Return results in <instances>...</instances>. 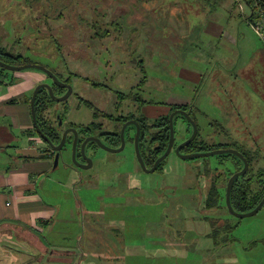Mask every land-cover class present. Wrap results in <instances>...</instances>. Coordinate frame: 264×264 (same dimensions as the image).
Wrapping results in <instances>:
<instances>
[{
	"label": "rangeland",
	"instance_id": "obj_1",
	"mask_svg": "<svg viewBox=\"0 0 264 264\" xmlns=\"http://www.w3.org/2000/svg\"><path fill=\"white\" fill-rule=\"evenodd\" d=\"M233 3L0 0V45L58 78H70V95L45 111L54 117L66 106L62 127L94 120L86 101L100 112L137 114L126 98L130 92L152 101L140 107L149 120L156 112L168 113L170 104L188 103L197 142L227 145L222 148L249 157L246 176L256 191L264 186V40L249 21L246 1ZM23 70L49 81L37 68ZM117 92L125 97L122 102ZM96 121L102 130L113 124L100 115ZM191 132L176 116L173 144ZM134 135L128 128L122 150L98 149L84 169L75 167L69 149L62 150L51 177L66 186L57 183L58 193L50 198L58 213L48 228H59L52 229L58 237L47 247L77 245V264H203L206 258L264 264V204L250 216L236 217L225 202L228 178L243 167L240 159L226 153L182 158L173 148L157 170L145 172L130 141ZM211 180L221 193V207L212 212L204 207ZM209 217L219 227L224 220L236 227L215 236ZM226 237L232 239L223 245ZM214 238L223 247L214 245ZM49 255L41 264H59Z\"/></svg>",
	"mask_w": 264,
	"mask_h": 264
},
{
	"label": "crops",
	"instance_id": "obj_2",
	"mask_svg": "<svg viewBox=\"0 0 264 264\" xmlns=\"http://www.w3.org/2000/svg\"><path fill=\"white\" fill-rule=\"evenodd\" d=\"M4 76L0 83V264H41L48 254L51 262L77 264L75 258L81 257L76 256L77 245L46 246L52 237H58L59 228H48V222L53 221L57 212L50 198L58 193L57 183L64 188L66 184L51 177L52 149L33 126L30 97L36 84L43 79L38 73L23 69H7ZM144 112L154 114L152 110ZM53 228L57 230L56 235H53ZM99 253L102 257L109 255ZM188 258V254L184 256L187 262ZM82 264L92 263L84 261ZM203 264L220 263L206 258ZM221 264H232V261Z\"/></svg>",
	"mask_w": 264,
	"mask_h": 264
},
{
	"label": "trees",
	"instance_id": "obj_3",
	"mask_svg": "<svg viewBox=\"0 0 264 264\" xmlns=\"http://www.w3.org/2000/svg\"><path fill=\"white\" fill-rule=\"evenodd\" d=\"M246 4L249 6L251 9L250 14H249V21L251 23H254L255 20L259 19L261 17L260 15V10H264V0H254L253 2L251 0H245ZM234 7L236 6V0H234ZM0 60L10 63V64H21V63H28L31 62L27 57L23 56L22 54L19 53H14L9 50H7L5 47L0 45ZM140 67L143 68V66ZM7 69L0 67V83L4 81V72ZM95 85H101V83H94ZM117 96L119 97V101L122 102L123 94L121 92H117ZM126 98H129L132 103L135 105V113L130 112L127 113V117H135L136 115L139 119L143 120L144 124L146 125L145 129L140 133L139 135V140H138V146L139 150L142 156V159L144 161V164L147 167H150L152 163L154 162L155 158L158 157L160 154L163 153V151L166 148L167 142H168V136H169V128H168V115L170 111L174 107H184L188 110V103L185 104H170L169 107V112L166 115H162L159 117L154 118L153 120H149L147 116H145L143 113L140 112V107L144 105L145 103H151L152 101L147 100L145 97L142 96L139 92L136 93H127ZM55 102L52 100L48 92L45 88H40L38 90V93L35 97V102H34V109H35V114H36V120L37 124L40 127L41 131L47 135V137L54 143L57 142L59 138V128H58V120L59 118L56 117L54 112V117H51L50 115L45 114L46 109L51 107V104ZM90 108H93V116L97 119V117L104 116L107 117L106 112H100L98 109H96L93 105H91L89 102H85ZM66 113L67 112V107L63 106L60 113L59 117L61 118V113ZM100 113V114H99ZM176 116L173 117V121L175 120ZM93 123V122H92ZM174 123V122H173ZM95 124V123H94ZM101 123L96 121V126L100 125ZM79 126H82L83 128L88 127V124H80ZM130 128V127H128ZM133 128V127H132ZM149 128L154 129L153 131L151 130L149 132ZM198 135V132H197ZM197 135L196 137L188 144L184 145L181 147L180 151L181 152H194V151H205V150H211L214 148H222V147H227L221 144L218 145H201L197 142ZM133 136L130 138V141H133ZM149 143L148 145L146 144ZM155 144H150V143H155ZM225 155H231L237 160L239 158L230 153H226ZM245 156V154L243 153ZM247 161H248V167L251 164V159L247 156H245ZM160 161L156 167L155 170H157L162 162ZM138 163V162H137ZM242 168V167H241ZM238 168V169H241ZM237 171V170H236ZM231 174V173H230ZM249 181L250 178L246 176V172L235 178L231 192H230V204L233 207L234 210L239 211V212H245L249 211L250 209L254 208L256 204L260 201V199L264 196V186L260 190L253 191L250 186H249ZM221 200V193L220 190L214 180H211L208 184V188L206 190V195L204 199V207L207 210H210V212L219 209L221 207L220 204ZM212 226V230L215 236H217L220 232L223 234L228 233L232 231L236 225H229L228 220H224V224L222 227H219L216 225V222L209 217L208 220ZM221 228V229H220ZM229 239H232L231 237H226V239H223L224 241L222 242L223 244L227 243ZM214 243L219 242L218 238H214ZM221 243H217V245H220Z\"/></svg>",
	"mask_w": 264,
	"mask_h": 264
},
{
	"label": "water",
	"instance_id": "obj_4",
	"mask_svg": "<svg viewBox=\"0 0 264 264\" xmlns=\"http://www.w3.org/2000/svg\"><path fill=\"white\" fill-rule=\"evenodd\" d=\"M0 67H3L5 69L8 70H22L24 68L27 67H33V68H37L41 71H43L44 73H46L47 75L51 76L52 80L57 83L60 86H64L67 88L66 92L63 95H55L53 93V90L51 88V85L47 82H40L38 84H36V86L34 87L31 97H30V110H31V116H32V121H33V126L35 131L39 134V136L48 144V146L55 151L54 155H53V168H55L58 165V161H59V157H60V150L62 149L64 142H65V136L68 133V131H72L73 132V142H72V153H71V158H72V162L75 166L78 167H82V168H88L91 166L92 164V159L88 156L85 155L84 152V147L85 144L90 141L93 140L95 141L102 149L109 151V152H118L120 150L123 149L124 145H125V139H124V135H123V131L125 129V127L130 124V123H134L136 130H135V135L133 138V145H134V152H135V157L136 160L138 162V164L140 165V167L145 171V172H153L158 163L160 161H162L168 154L169 152L172 150V145H173V115L176 112H180L183 114V116L186 118V120L190 123L191 127H192V132L190 134V136H188L185 140H183L182 142L178 143L175 148L174 151L179 154L180 157L182 158H194V157H199V156H206V155H212V154H221V153H231L236 155L242 162H243V167L240 170H237L236 172L232 173L230 175V177L228 178L227 184H226V188H225V202H226V206L229 209V211L236 217H245V216H250L254 213H256L264 204V196L260 199V201L256 204V206L252 209H250L249 211H245V212H239L233 209V207L230 204V192H231V188H232V184L235 180V178L243 175L248 168V161L246 159V157L243 155V153H241L240 151H238L235 148H215V149H211V150H206V151H194V152H188V153H182L180 152V148L188 143H190L196 136L197 134V126L195 124V121L191 118L190 114L187 113V111L185 110H173L169 116H168V128H169V136H168V142L166 145L165 150L163 151L162 154H160L157 158H155L154 162L152 163V165L150 167H147L144 164V161L142 159L140 150H139V146H138V140H139V134H140V127L139 124L135 121V120H128L126 121L121 128L120 131V138H121V143L118 147H109L106 144H104L98 137L96 136H86L80 145V150H81V154L83 159L85 160V163H81L79 162L76 158H75V145H76V140H77V131L75 128L70 127V128H66L63 133L62 136L59 140V142L57 144H55L54 142H52L47 135H45L40 127L37 124V120H36V114H35V109H34V102H35V97L38 93V90L40 88H45L48 92L49 97L54 100V101H63L65 100L71 93L72 87L71 84L68 83H63L62 81H60L57 76L48 68H46L45 66H42L38 63H23V64H10L7 62H4L2 60H0ZM56 117L59 118L58 120V124H61V118L59 117V114L57 113Z\"/></svg>",
	"mask_w": 264,
	"mask_h": 264
},
{
	"label": "flooded vegetation",
	"instance_id": "obj_5",
	"mask_svg": "<svg viewBox=\"0 0 264 264\" xmlns=\"http://www.w3.org/2000/svg\"><path fill=\"white\" fill-rule=\"evenodd\" d=\"M53 72V71H52ZM54 73V72H53ZM46 74V73H45ZM55 74V73H54ZM57 76V74H55ZM46 77L49 78V81H43V82H47L51 85V88L53 90V93L55 95H63L67 88L64 87V86H60L58 85L57 83H55L51 76L47 75L46 74ZM58 78V77H57ZM60 81H62L63 83H68V84H71V81L69 80L70 78H58ZM72 92V91H71ZM118 95V94H117ZM119 97L117 96V99ZM49 109V108H48ZM48 109H46V111H48ZM185 110L187 111V113H189V111L184 108V107H174L170 113L173 111V110ZM58 113V111H56L55 115ZM102 113V112H101ZM107 113V112H106ZM169 113V114H170ZM59 114V113H58ZM190 114V113H189ZM135 117H127V113L126 114H117V115H114L112 113H107V117H104L102 116V118L106 119L109 123H113L111 125V128L109 129H105V130H102L101 129V124L96 126V118L93 116L94 120L88 122V127L86 128H83L82 126H79L80 124H75L74 122H68L66 125H64L63 127L61 126V124L59 125L58 124V132H59V138L57 140V142L55 144H57L62 136V133L63 131L66 129V128H70V127H73L76 129L77 131V140H76V145H75V158L81 162V163H85V160L83 159L82 157V154H81V150H80V145H81V142L82 140L86 137V136H96L98 137L104 144H106L107 146L109 147H118L121 143V138H120V131H121V128H122V125L128 121V120H135L138 124H139V127H140V133L145 129L146 125L144 124L143 120L139 119L136 115H134ZM169 116V115H168ZM174 116H179L181 117L182 119H184L189 126L190 123L186 120V118L183 116L182 113H180L179 111L176 112ZM156 117H159V116H156ZM156 117H153L156 118ZM175 121V120H174ZM173 121V122H174ZM93 122V123H92ZM99 122V121H98ZM95 123V124H94ZM101 123V122H100ZM128 127H133V130L135 131L136 130V127H135V124L134 123H130L128 124L124 131H123V135H124V139H125V142L128 140L127 138V130H128ZM96 132V133H95ZM140 135V134H139ZM197 135V134H196ZM73 132L72 131H68V133L66 134L65 136V142H64V145L62 147V149L60 150V154L62 152L63 149L67 150L69 149L70 153H72V142H73ZM196 137V136H195ZM177 144H173L172 145V149L175 148ZM98 149H102L95 141L93 140H90L88 141L86 144H85V147H84V152H85V155L90 157L92 160L96 154V152L98 151ZM181 149V148H180ZM64 150V151H65ZM104 150V149H102ZM106 151V150H105ZM109 152V151H107ZM181 152V151H180ZM55 151L52 150V156L54 155ZM157 158V157H156ZM76 168H79V169H84L82 167H78V166H75ZM240 170V169H239Z\"/></svg>",
	"mask_w": 264,
	"mask_h": 264
},
{
	"label": "built area",
	"instance_id": "obj_6",
	"mask_svg": "<svg viewBox=\"0 0 264 264\" xmlns=\"http://www.w3.org/2000/svg\"><path fill=\"white\" fill-rule=\"evenodd\" d=\"M260 15L261 17L252 23L254 29L256 32L259 33V35L262 37L264 40V10H260Z\"/></svg>",
	"mask_w": 264,
	"mask_h": 264
}]
</instances>
